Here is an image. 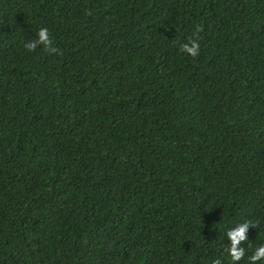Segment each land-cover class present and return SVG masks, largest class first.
Segmentation results:
<instances>
[{
    "label": "trees",
    "instance_id": "1",
    "mask_svg": "<svg viewBox=\"0 0 264 264\" xmlns=\"http://www.w3.org/2000/svg\"><path fill=\"white\" fill-rule=\"evenodd\" d=\"M245 221L234 264L264 244V0H0V264H233Z\"/></svg>",
    "mask_w": 264,
    "mask_h": 264
},
{
    "label": "clouds",
    "instance_id": "2",
    "mask_svg": "<svg viewBox=\"0 0 264 264\" xmlns=\"http://www.w3.org/2000/svg\"><path fill=\"white\" fill-rule=\"evenodd\" d=\"M37 37L40 42L45 45L50 44L48 29L47 28H39L37 30ZM34 45L28 44L25 45L29 50L32 49ZM199 44L195 40H190L188 43L181 44L180 48L184 53H187L189 56H196L199 50ZM53 51L54 49H49ZM249 227V223L245 221L237 225L234 228H229L226 230L225 235L228 240V247H227V255L230 260L236 262L241 257H243L245 253V248L241 242L247 240L246 232ZM264 259V244H260L254 250H252L251 254L248 256L249 264H255L256 261ZM212 264H219V259L212 261Z\"/></svg>",
    "mask_w": 264,
    "mask_h": 264
}]
</instances>
